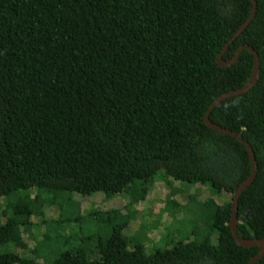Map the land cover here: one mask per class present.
<instances>
[{
  "label": "trees",
  "instance_id": "obj_1",
  "mask_svg": "<svg viewBox=\"0 0 264 264\" xmlns=\"http://www.w3.org/2000/svg\"><path fill=\"white\" fill-rule=\"evenodd\" d=\"M250 8V0H0V264H245L257 253L229 231L233 193L250 173L247 152L202 123L217 96L249 77L248 50L227 67L216 59ZM241 46L257 54L258 79L208 118L254 155L235 230L262 240L264 0H255L221 59ZM158 174L221 198L203 203L212 207L214 244L204 236L146 253L122 235L133 215L109 210L91 213L111 224L95 257L82 247L52 255L61 240L54 227L81 221L76 203L60 194L109 199L130 191L131 209ZM38 226L44 231L28 251L21 235ZM253 264H264V254Z\"/></svg>",
  "mask_w": 264,
  "mask_h": 264
},
{
  "label": "rangeland",
  "instance_id": "obj_2",
  "mask_svg": "<svg viewBox=\"0 0 264 264\" xmlns=\"http://www.w3.org/2000/svg\"><path fill=\"white\" fill-rule=\"evenodd\" d=\"M137 188L138 184H134L133 190ZM129 193L130 191L125 194L127 199ZM125 195L120 194L107 199L102 193H95L89 197L60 194L63 198H69V202L76 203L81 213V221L73 225L64 224L62 228L57 227V230L54 227L61 240L53 241L56 246L52 248V255L62 250L82 247L83 250L89 251L90 257H95L97 244L109 236L111 224L107 217L91 216V213L109 210L129 213L130 217L133 215L122 235L129 247L138 243L143 246L146 253L154 249H169L178 241L201 239L204 236L209 237L214 244L215 233L208 230L210 224L208 217L212 214V207L210 205L205 207L203 203L211 200L217 204L222 201L208 187L178 184L158 174L146 197L131 209L124 204ZM43 210V213L49 214V218L54 217L53 210H48L50 213L47 212V208ZM42 231H44L42 226L28 227L26 233L21 235L28 251L40 240ZM30 257L36 262H42V258H34L32 254Z\"/></svg>",
  "mask_w": 264,
  "mask_h": 264
},
{
  "label": "water",
  "instance_id": "obj_3",
  "mask_svg": "<svg viewBox=\"0 0 264 264\" xmlns=\"http://www.w3.org/2000/svg\"><path fill=\"white\" fill-rule=\"evenodd\" d=\"M250 2H251V8H250L248 16L242 22V24L237 28V30L234 32V34L232 35L230 40L221 49V51L217 55V59H216V63L219 67H227L236 61L238 54L242 49L248 50L252 56V64H251V70H250L249 77H248L246 83L242 87L237 88L235 90L225 92V93L217 96L211 102V104L208 106L205 114L203 115V119H202V123L205 126H207L209 129H211L217 133H220V134H223V135H226V136H229L231 138L236 139L238 142H240L244 146V148L247 152V157H248V160L250 163V173H249L248 177L239 184V186L236 188V190L233 193V198H232L231 205H230V216H229V231H230V234H231L234 242L243 248H249V247H253V246H256L258 248L257 253L254 256H252L249 260H247V262L245 264H253L256 260H258L264 254V239H262V240L240 239L237 236L236 230H235L236 223H237V218H236L237 198H238L239 194L241 193V191L244 188H246L253 181V179L255 177V173H256V163H255L254 155L250 149V146L242 139V137L233 131L221 128L220 126L213 124L209 120L208 115H209L210 111L218 103H220L221 101H223L227 98L245 93L256 83V81L258 79L259 68H258L257 54L249 46L239 47L237 49V51L235 52V54L230 59H228L226 61H223L221 59V56L224 53L228 44L231 43L232 40L234 38H236L242 32V30L249 24V22L251 21L253 15H254V11H255V0H250Z\"/></svg>",
  "mask_w": 264,
  "mask_h": 264
}]
</instances>
